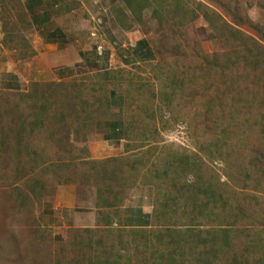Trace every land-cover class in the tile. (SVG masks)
<instances>
[{"label":"rangeland","instance_id":"374dc122","mask_svg":"<svg viewBox=\"0 0 264 264\" xmlns=\"http://www.w3.org/2000/svg\"><path fill=\"white\" fill-rule=\"evenodd\" d=\"M174 1L162 0L154 5L159 12H162L161 6L173 9ZM17 2V0H0V64L16 62V59L20 58L18 56L20 53H24V56L29 55L25 45H18L22 48L17 53L9 52L2 45L5 39L2 32L4 23L10 24V28L15 27L26 38L29 36L24 30L23 16L17 11L18 9L15 10ZM116 3L118 6L113 15L114 23L117 25L116 15L122 14L121 9L124 2L116 0ZM176 4L183 7L187 5L196 10L193 19L187 26L180 29L179 26H172L170 15L162 12L170 22V25H166L163 29V37L167 36L166 40L170 44H181L180 47L185 56L179 60V66L185 73L179 78L186 87H189L187 92L193 96L195 94L197 99H200L198 103L193 102L190 105V102H182L175 97L173 112H166L164 101L169 97L159 95L158 79L163 78V74H166L168 69L164 67L163 71L155 70L156 59L151 64L127 68L119 64L112 65L107 69L108 72H102L103 74L108 73L107 76L110 77L106 88H115L117 94L123 95V98L120 106L113 105L104 115L95 113L96 120L89 124L88 121L82 124L83 113L75 111L78 109L88 112V103H93L90 108L94 111L98 109L96 103L98 95L88 96V91L84 92L86 87L96 88L97 84L102 83L101 79L91 77L99 72L95 69L100 68L101 59L88 62L78 60V63H82L77 68V75L63 81L67 86L65 94L60 89L55 92L48 91L51 94L43 101L34 103L32 99L25 96L26 92L23 91L19 92V95L0 91V264H56L58 259L61 264H88L91 257L96 258L99 252L104 251L110 253V258L118 264H156V256H149L145 261L141 259V243L144 236L142 233H130L127 232L130 231L129 229L123 228L126 232L121 234L120 239L116 237L118 230H114L113 235L104 241V238H99L103 237V234L97 233L96 230L93 233L85 232V229H95L96 224H101L102 217L99 215L96 214L97 220L94 227H80L74 226L73 222L66 219L60 205L57 206L53 213L55 217L52 216V218L42 212V207L44 203L57 205V200L64 199L66 203L65 199L67 200L73 192L76 197L75 207L66 211H96L93 183H97L98 179L94 176L93 166L85 164L86 160L89 162L114 159L116 163V159L120 161L126 157H137L141 164H145L146 157L151 155L149 151L155 149L173 154L176 158H182V154L190 155L195 150L198 152L196 146L199 144L207 146L213 143L211 130L216 128V123L226 125L230 133L229 157L233 168L231 177L226 180L223 175L225 164L219 160L208 161L213 179L217 177L219 179L221 176L218 185L226 181L230 192L239 191L240 184L235 183L242 182L238 181L236 172L247 169L241 176L246 175V172L250 173L246 183L259 182L260 190L255 193L254 188L246 192L242 190V193H233L230 201L232 208L226 214L230 219L234 217V223H231L233 226L229 230L230 245L223 253L220 249L216 252L218 258L214 263L260 264L261 261L264 262V137L259 127L260 124L257 123L259 122L258 101L250 107L248 103L251 102L244 101L250 97L247 88L253 90L255 96L264 99V92H262L264 90V0H176ZM205 8L208 9V13L220 16L221 20L229 24L234 31L239 32L245 45L250 49L249 54L245 55L243 60L235 61V57L241 55L235 54L234 42L228 36L227 28H222L224 25L221 20L216 28L210 30L202 14ZM103 16L107 17L109 24L103 25L99 28L100 30L88 27V39L90 40L88 51L92 47L95 51V45L100 46L102 52L106 48L102 45V31L112 27L113 22L110 14ZM149 17L150 13L144 11L142 21L145 24L137 25L131 18L129 23L131 21L132 28L135 27V31L147 37L153 52L154 47L158 46L161 33H156L155 20L150 21ZM96 18L93 17L94 22H98ZM121 31V28H116L115 36L118 37ZM8 41L13 43L12 40ZM79 51H81L79 48L76 50L70 48L68 53L71 57H75ZM139 51L144 50L141 48L136 50L132 59H136V53L138 54ZM92 55L90 57H94L95 53ZM258 55L261 59L258 60V66L254 67L255 63H252L251 59L252 56L257 57ZM189 56H194V58L189 59ZM36 57L37 54L24 62L27 69L26 74H23L24 78L38 67L37 60L34 59ZM212 60L216 61V65L209 68L207 63ZM233 60L235 61L233 67L238 69L236 72L241 75V80L239 79L238 82L236 77L232 79L227 76L229 70H221ZM19 64H14L15 68ZM17 70L15 69V72ZM120 70L123 72L119 73ZM112 74L116 75L115 79H111ZM120 75H124L125 78L131 76L132 81L141 86L137 91L131 90L130 92L129 79L118 81L117 77ZM245 75L247 79L244 78ZM30 82L42 83L41 88L47 89L48 83L52 81L39 79ZM27 85L24 91L28 90ZM41 92L38 91V93ZM66 93H70L72 97L69 103L65 100ZM212 100L214 102L209 112L206 107ZM14 104L19 105L21 112L10 109ZM231 108L244 111L243 115L236 117L234 122L229 119V117L232 118V112H229ZM152 109L154 117L150 119L148 117ZM206 115L215 119V126L207 123L209 129L205 128ZM35 118L44 121L45 124L30 125ZM112 118L121 120L123 126L136 124L134 132H127L125 135L123 133V140L111 148L110 144L101 140V134L104 124ZM65 119L67 123L63 124ZM20 123L23 125L19 126ZM30 126L31 131H29ZM21 129H25L26 133L21 132L20 136L16 135L15 132ZM47 130L49 132L51 130L65 141L52 143ZM127 137L131 139V142L126 148L125 139ZM143 142L145 146L142 150H133L134 146L139 147ZM198 155L205 159L203 153ZM61 164L63 167L60 169ZM74 165L78 166L76 170L73 169ZM181 180L183 177L179 181ZM31 186L36 188L34 193ZM60 186L67 187L60 189ZM142 186L145 185H136L130 189L123 201L127 204L132 191ZM13 187H16L15 192L12 191ZM149 187L152 190V203H154L155 189ZM251 194L257 195L258 199L251 198ZM39 198L41 199L37 200ZM257 202L261 203L260 206ZM219 212H216L217 216H212L215 221L223 217ZM114 224L110 228L118 229L119 227ZM210 224V219L206 218L200 228L213 227L215 222L212 226H209ZM95 238L103 240L104 243L95 245L94 251L88 250V242ZM165 243L166 246L161 249L166 248L167 254L170 253V249L176 248L173 240L168 239ZM107 244L112 245V248H109ZM217 248L219 245L214 250L217 251ZM182 251L177 249L173 252L171 255L177 260L169 264H201L194 260L189 249Z\"/></svg>","mask_w":264,"mask_h":264},{"label":"trees","instance_id":"16d2710c","mask_svg":"<svg viewBox=\"0 0 264 264\" xmlns=\"http://www.w3.org/2000/svg\"><path fill=\"white\" fill-rule=\"evenodd\" d=\"M17 8L15 10L19 11V13L23 16L25 20V28L24 30L27 32L26 34H30L31 27L30 23L27 18V14L25 10L23 9V6L20 2V0H17ZM162 0H123V6H122V14L116 15V20L118 24L121 26L124 30H136L135 27L132 28V23L129 19L135 21L137 25H143L145 24L142 21V14L143 12H149L150 13V21L155 20V29L156 33H161L160 40L158 41L157 48L154 47L153 54H154V61L157 60L155 64V70L163 71L164 67H166L168 72L166 74H163L164 77L159 80V95H166L169 99L165 100V110L166 112H173V101L176 97L177 100L182 102H190V105L194 103H198L200 99H197V97L191 95L187 92L189 87H186L183 83V81L179 78L184 73L181 70L179 66V60L185 56L184 51L181 49V44L178 43L177 45L170 44L166 39L167 36L163 37L164 35V27L167 25H170V22L168 21L166 15H170V20L172 26L178 27L181 29L182 27H185L190 23L193 19V14L196 10L188 7L187 5L185 7L181 5L176 4V0L174 1L173 9H168L165 6H161L160 10L162 12H165L163 14L162 12H159V9L154 5V3L161 2ZM200 5V3H198ZM198 5V7H199ZM19 7V8H18ZM202 8V7H201ZM208 9L202 10V14L204 17V20L207 22V25L210 27V30H213L217 27V25L220 23V16H214L210 13H208ZM129 14V15H128ZM115 15V13H114ZM223 23L222 28H227L228 30V36L232 39L234 42V46L236 47L235 54H240L241 56L237 55L235 57V61L243 60L245 55L249 54L250 49L245 45L244 39L241 37L238 31H234L231 26L227 23H225L223 20H221ZM10 24H3L2 26V32L4 34V40H3V48L8 49L9 52L17 53L22 47L18 45H25L26 52H28V56H24V53H20L18 56L20 58L16 59V62H19L18 64L21 65L27 60L30 59V57H33L35 55V52L32 49L31 44L29 43V39L26 38L24 35L20 34L18 30L15 27L10 28ZM30 30V31H29ZM27 35V36H28ZM23 38V39H22ZM8 40H12L13 43H10ZM23 40V41H22ZM145 42H147V46H150V41L147 40V37L145 36L144 39ZM16 44V45H15ZM20 47V48H19ZM152 50V48H151ZM194 58V56H189V59ZM261 57L259 55L257 57H253L251 59L252 63L254 64V67L258 66V63ZM235 61L233 60L230 64H227L224 69L229 72L227 73V76L232 77L234 79L236 77L237 82L241 75L237 74V70L233 67L235 64ZM153 63V62H152ZM151 64V63H149ZM216 65V61H208L207 66L210 68L211 66ZM247 65V64H245ZM180 68V71L178 70ZM109 70H101L98 73L93 74L91 77H97L102 80V83L97 84V87H86V93L88 91V96L92 94H97V110L94 111L90 107L92 104L88 103V112L76 110L77 113H83L82 118V124H86L88 121V124L91 123V121L96 120L94 117V114L97 113L98 115H104L105 112H107L113 105L120 106L121 105V99L123 98V95H118L117 90L115 88H106L107 81H109V76H107L108 73H102V72H108ZM111 71V70H110ZM115 71V70H112ZM123 71L120 70L119 73H122ZM211 72V71H210ZM213 72V71H212ZM211 72V73H212ZM220 72V71H219ZM102 73V75H100ZM218 73V72H216ZM100 75V76H99ZM116 75L112 74L111 79H115ZM244 78L247 79V75L244 76ZM118 81H122L125 79H129V90H138V88L141 86H138L136 83L132 81V77L125 78L124 75H120L117 77ZM33 81V80H32ZM37 81V80H35ZM245 82V81H244ZM42 83L38 82H30L29 86L26 92L25 96L28 99H32L34 103L38 101H43L45 98L50 95L51 92H55L60 89L63 94H65V90L67 88L65 83H58V82H50L48 83L47 89L41 88ZM134 84V85H133ZM83 86V84H80V86ZM133 86H136L133 88ZM194 87V86H193ZM77 88V87H74ZM79 89V88H77ZM249 90L248 94L250 95L249 98H246L245 102H251L248 103V106H253L255 101H258L259 103V109H257L258 113V119L260 124V130L264 137V99H260V97H257L254 95V91L250 90V88H247ZM68 90V89H67ZM3 91V90H0ZM38 91H42L41 93H38ZM4 92H10V93H16L19 95V92L21 91H4ZM22 92V93H23ZM69 92V91H67ZM83 91L81 90V93ZM92 92V93H91ZM184 92V93H183ZM264 92V90L262 91ZM79 93V91H78ZM183 93V94H182ZM21 96V95H20ZM85 96V95H84ZM178 97H180L178 99ZM71 95L70 93L65 95V100L67 103L71 102ZM212 102L214 100L209 101L208 106L206 107V110H209L212 108ZM11 110H15L18 112H21V109L18 104H14L10 108ZM121 109V108H120ZM119 109V110H120ZM237 108H231L229 112H232V118L229 117V119L234 122L235 118L239 115H243L244 111L236 110ZM102 111V113H101ZM121 111V110H120ZM152 113L149 115L148 118L153 119L154 117V111L151 110ZM120 115V114H119ZM206 125L205 128L209 129L207 126V123L212 124L215 126V119H212L209 115H206ZM257 119V120H258ZM261 119L263 121L261 122ZM110 120H116L115 118H112ZM122 123V121L120 120ZM41 124V126L44 123V121H40L38 119H34L30 122V125H37ZM63 124L67 123V119L63 120ZM50 124V123H49ZM134 124L124 125L123 126V133L124 135L127 134V132H134ZM23 123H20L19 126H22ZM189 128V126H188ZM32 128L30 126L29 131H31ZM190 130V128H189ZM46 132V130H44ZM25 132V129H21L19 131H16L15 134L20 136L19 133ZM213 143L204 146L202 144H199L196 146L197 151L195 150L194 153L190 155L182 154V158H176L175 155L164 153L162 150L155 149L154 151H149V154L146 157V163L141 164L137 157H126L123 159H120V161H117L116 163L114 159H103L99 161H89L86 160L85 164L91 165L92 170L94 171L95 175L98 179L97 183H93V187L95 188V209L96 214L102 217L101 224H96L95 229H85V232L93 233L95 230L97 233L103 234V237H99L101 239L104 238V241L108 239L110 235H113L112 233L114 230H118L116 232V237L118 239L121 238V234L126 232L123 230L122 227H119L118 229H111L110 226L114 223V218L118 217L120 207L123 203V200L126 198L127 192L135 187L136 185H145V186H151L153 189H155V202L152 203V218L154 223L148 228H131L129 229L130 233H142L144 236L142 238L141 243V254L144 261L149 256H156V264H169L173 263L174 260H177L175 257L171 255L173 252L183 249H189L191 251V254L194 256V260H197L201 264H215L217 258L216 252L220 249L223 253L226 249L229 247L230 242V228H232V224L234 223V217H230L227 214V211L229 212L230 208H232V202L231 199L233 195L236 192H241L242 190L246 192L248 189L253 190L255 188V193L258 192L260 189L259 182L257 183H246V180H249L250 173L246 172V175L241 176L245 171L240 170L236 172V175L238 176V181H241L242 183H235L240 184V190L235 192H230L229 190V184L225 182H222L220 185V178L221 176L213 179L214 176L212 175V172L210 168L208 167V161L215 162L219 160L220 162H223L225 164V169L223 170V175L226 177V180H228L232 175V160L229 157V149H230V133L227 129L226 125H219L216 123V128L211 130ZM47 135L51 139L52 143L56 142H64L65 140L61 139L58 135L54 134L51 130L50 132L47 130ZM29 140V138H27ZM126 140V148L129 147V142H131L130 138L127 137ZM148 141V140H145ZM144 142L141 143L139 147L134 146L133 150H142L144 148ZM144 153V152H143ZM142 153V154H143ZM200 153H203L205 156V159L201 157ZM19 155V154H18ZM137 156V155H136ZM146 156V154H145ZM154 156V158L152 157ZM262 157V156H259ZM261 160V159H260ZM43 165V164H40ZM39 165V166H40ZM57 167V165H55ZM70 166V165H68ZM63 167V164L59 165V168L61 169ZM77 165L73 166V169H77ZM93 173V172H92ZM242 178H241V177ZM183 177V180L179 181L180 178ZM248 177V178H247ZM191 178V179H189ZM247 178V179H245ZM114 180V181H113ZM113 182V183H112ZM217 183V184H216ZM63 184V183H62ZM45 185V184H44ZM220 186V187H219ZM33 189V193L36 191V188L31 186ZM238 187V188H239ZM221 188V189H220ZM13 192L16 191V187H13ZM17 192H19L17 190ZM223 192L225 194L223 195ZM234 193V194H233ZM250 193H252L250 191ZM15 194V193H14ZM37 195V194H36ZM17 196V195H16ZM38 196V195H37ZM253 199H258V196L255 194L250 195ZM41 198L37 199L40 200ZM256 202V201H255ZM258 205L261 204L260 202H257ZM260 206V205H259ZM229 207V208H228ZM228 209V210H227ZM220 211L223 215V217L219 218V221H215L212 216L216 215V212ZM219 212V213H220ZM217 216V215H216ZM227 217V219H225ZM97 218V217H96ZM209 218L210 219V225L212 226L215 222L213 227H208L207 229L200 228L201 224L203 225V220ZM230 219V220H229ZM159 228H162L161 230H158ZM101 230V231H98ZM173 240L175 243V249H170V253H166L167 249H161L162 247L166 246V241ZM103 240H98V238H95L93 240H90L88 242V250H95V245H101L104 243ZM219 245V248H217V251L214 250L215 247ZM107 246L112 248V245L107 244ZM168 247V246H167ZM183 252V251H182ZM190 254V255H191ZM178 258H180V255H178ZM56 264H61V261L58 259L55 262ZM88 264H118L116 261L112 260L110 258V253L107 251L99 252L98 257L96 258H90L88 261ZM260 264H264V262L261 261Z\"/></svg>","mask_w":264,"mask_h":264},{"label":"crops","instance_id":"0c3cea01","mask_svg":"<svg viewBox=\"0 0 264 264\" xmlns=\"http://www.w3.org/2000/svg\"><path fill=\"white\" fill-rule=\"evenodd\" d=\"M20 2L30 23L31 32L28 39L33 51L37 54L34 59L37 60L38 67L24 78L23 74L27 71L24 63L16 65V68L14 64L19 62L0 64V90L23 91L29 81L39 79L63 83L77 75V68L83 61L101 59L100 68L95 69L96 72L107 70L117 64L127 68L154 62V54L151 46H147L148 43L144 41V35L135 30H124L119 24L114 23L113 12L118 6H116L118 4L116 0H99V2L97 0H20ZM104 14H110L113 22L112 27L105 31L101 30L102 45L106 48L102 52L101 47L95 45V51L93 47L88 51V44H90L88 27L99 29L109 24ZM94 16L98 18V22H94ZM116 28L122 29L118 37L115 36ZM70 48L73 50L79 48L81 51L75 57H71L68 53ZM140 48L144 51H139L138 54L136 53V59H132V55ZM93 53H95L94 57H90ZM78 60L82 62L78 63ZM15 69H18L17 72ZM101 136V140L110 144L112 148L123 140V124L119 120H110L104 124ZM65 187L60 186V189ZM71 193L72 195L65 199L66 203L63 198L62 201H56L57 205L44 203L42 212L49 218L55 217L53 213L60 205L62 213L69 222L75 224L74 226L95 225L97 218L94 210L66 211L75 207L76 204V197L73 192ZM114 223V226L126 229L150 227L153 223L151 188L142 186L132 191L128 203H122Z\"/></svg>","mask_w":264,"mask_h":264}]
</instances>
